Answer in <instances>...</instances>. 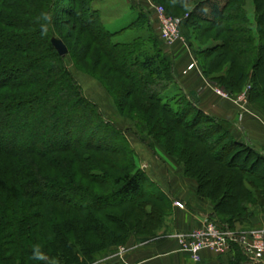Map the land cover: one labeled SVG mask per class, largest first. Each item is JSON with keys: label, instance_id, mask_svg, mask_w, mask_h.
I'll return each mask as SVG.
<instances>
[{"label": "trees", "instance_id": "1", "mask_svg": "<svg viewBox=\"0 0 264 264\" xmlns=\"http://www.w3.org/2000/svg\"><path fill=\"white\" fill-rule=\"evenodd\" d=\"M1 1L3 0H0V3H2ZM9 1H12L9 7H13L11 10L14 11L21 10V8L25 6L21 4L18 5L19 3L15 4V0ZM77 1L78 0L67 1V5L71 4V10L68 9V7L65 8V6L62 7V5H58L59 7L57 8L60 14L72 15L74 17L75 26H81L83 30L82 33L85 31L89 36L91 41L89 44L93 43L97 45L116 72H122L127 78H129L127 71H134L136 67L138 71L146 72L148 79L144 78L145 75L141 77L142 82L140 80L134 82L129 81V83L125 84L126 92L139 96L137 104L148 119L151 129H153L152 137L155 140H158L159 136L157 133L161 130L167 135V142H169L172 148L177 151L180 149L184 153L187 152V160H189L187 164H185L181 156L178 157L177 154L174 156L177 157L179 162H183L184 172L197 180L198 196L210 200L213 204V211H217V214L219 207H221V212L226 214V218H222L224 222L222 221L223 223H219L218 225L222 228L229 229L233 227L231 223L249 224L252 219L260 215V212H257L260 207H263L262 212H264V175L258 174L259 182H262V184H260L251 178L245 177V175L254 176L252 173L250 174L244 169H232L230 166H227V162L225 163L224 161V158L227 155H231L233 150L237 148L241 151L233 153L237 154L235 158L240 157V155L245 156V162L253 156L256 164H264V155L251 148L243 140H236L232 137L226 144H223L221 143V135L220 138L219 136H214L219 132H221L222 136H226L225 132H227V130L224 128V123L230 125L231 123L227 120H219L211 115L204 114L202 110L198 108V100L193 96V93H187L182 88L177 79L178 76L171 55L167 53L165 55L164 53L161 58L159 46L162 45V41L155 29V24L151 22V15H149L147 11L146 13L141 12L138 19H143L144 21L138 23L131 22L127 25L126 29H124L132 30L136 28V31H141L142 28L147 27L150 33V37L147 35V41L157 47L158 53H154V51L151 52V50L145 46L146 41L143 39L146 40V38L143 32H136V36L133 38V45L128 42L123 43L121 41H114L113 37L115 33L105 29L99 13L96 10H92L91 6L88 4L89 0H83L81 4L83 8L81 10L77 9ZM57 3V0H40L36 2L32 9V12L35 11V14L23 17L20 14L14 13L9 18L8 23L1 19L3 15L0 13V108L3 110V112L0 110V131L3 133L12 130V128L16 129L15 126L11 124L14 117L17 115H19L18 120L23 126L21 129L25 131L26 124L24 123L27 119L25 115H27L32 108H38V115L42 118V120H40L42 121V127L49 124L53 129L58 128L59 130L58 133L49 137V142L45 149L37 147V145H39L37 140L41 134L35 132L29 133V135L31 134L33 136L32 139L28 138L30 140H23L25 144L18 147L14 145L13 136L10 137L8 135L6 140L2 141L3 145L0 148V157L4 158V160H0V175L2 174L0 193L3 194V196L7 195L6 198L8 199L4 207L9 208L16 198V192H19L18 188L17 190L13 188L14 176L21 174L20 176L23 177L20 180L21 182H24L25 179L29 180L30 178H28V175L30 172L23 170V168L27 169L26 164L28 160L32 158L33 161L36 160V163L34 162V172L38 177L49 178V174L44 171L45 168L48 167L49 169L55 170V174L58 172L63 178L65 175L66 178L63 180L65 182L73 183L74 177L70 175V173L73 175L79 174L99 184L112 182L113 187L111 191H109V194H102V192L101 194L98 193L100 195L94 194V196H88L90 201L89 205L91 206L89 208H91L92 211L104 212L105 208L117 207L124 204L126 201L133 202L143 196L141 188L143 174L141 169L137 167L131 172H126V168L129 166L127 160H125L123 173L117 176L115 175L116 177L110 171L101 170L100 168L104 167V162L109 164L105 165L110 168L115 167L106 160V155H113L118 151L113 150L116 149L115 147L109 149L105 146L100 147L99 145H93L90 139L94 137V132L90 129L84 133L83 136L85 140L82 144H76L74 142L70 146L64 143L61 144L62 146H59V148L58 146L52 145V141L57 139L58 136L56 135L60 134L62 128H67L65 131H69L73 125L77 126L79 124L78 121L81 119L87 123L86 125L90 123L88 125L89 127L92 122H94L93 119L89 120L90 115H94V117L97 118L93 110H88L90 115L85 111L87 104L80 99L68 101L67 108L63 112L61 111L62 113H58L59 105L63 103V100L67 102L65 96L67 98L73 96L75 81L67 71L59 66L61 57L51 43V38L55 36V26L58 25V22H61V18L55 17L53 14V12L56 13V11H58L56 8ZM176 3L179 6H187L190 9L188 16L181 19L180 25V33L187 41H190L188 31L190 21L194 24V27L195 25L201 26L203 31H210L213 27L222 26L226 28V31L229 33L225 43L221 42L218 45L210 47L205 53H212L218 49L221 51L223 48H229L237 54L248 50L240 49L242 50L240 51L238 50V46L235 47V44H237L236 37L233 36V33L237 31L235 30V22L242 19V17L237 15V13H235L236 11L233 12V7L230 8L232 0H176ZM30 4L33 6L32 3ZM78 13L82 16L83 20L77 19ZM44 16L47 17V20L43 19ZM261 16L263 17V15ZM124 29L121 30V32L124 31ZM89 44H86L87 47ZM135 52H137L136 54L140 53V57H138V55L133 57L136 58L134 61L136 67H131L130 64H133V62L128 64L125 60L127 59L129 61V57L134 55ZM141 57L142 59L139 60ZM259 57L258 55L257 59H261V57ZM160 58L164 61V65L161 64L162 61H160ZM121 64L126 67L127 71H123L124 67L121 66ZM24 71L25 74L21 75ZM135 73L137 72L135 71ZM203 74L208 77L207 72ZM259 78L260 75L254 72L252 90H257L260 87L256 85V81L259 80ZM168 85H172V88L182 96L183 101L186 102L187 108L190 109L180 113L176 112L169 104L163 103L165 95L160 92ZM219 85L222 86L220 83ZM227 90L232 92L230 89ZM52 94H55V97L52 98L47 105L41 106V97H48ZM174 98L171 100H174ZM63 105L65 108L66 104L63 103ZM21 109H23L22 112L25 114L23 116L20 114L22 112H19ZM191 109L196 112L194 118L195 123L192 126L197 125L200 116H203L205 121L212 123L211 127L214 125L212 128L215 129H210V126L208 127L209 129H203V131L207 132L205 138H196L195 133L190 132L195 129H187L190 124L182 122V119L189 114ZM50 116H54V120H51V118L49 119ZM156 117H158V119H155ZM163 126V129H159ZM154 127H157V133L154 132ZM180 127H184V130H187V142H185L186 140L182 136L181 138H173L175 136L173 135V128L176 129ZM110 129H112V127L106 124L101 131L106 134H112L114 143H118L120 139H118L117 136L119 135ZM199 130L201 129H197V132H199ZM170 131L173 137L170 136ZM208 138L211 139L208 140ZM188 139L197 141L198 144L202 146V149L198 145L188 142ZM11 140H13V143ZM2 142H0V144H2ZM162 146L169 154H174L169 146L166 144H162ZM88 152H96L95 154L100 152L105 154V157L104 159L100 157L101 159L98 160L97 165L93 163L88 164ZM64 153L66 156L68 153L72 155V160H75L73 161V163L75 162L74 166L71 165L70 161L64 164L67 158L61 155ZM220 177L221 181L219 180ZM44 186H49L54 189L53 194H42V189L45 188ZM23 188L24 187H21L20 190ZM74 188L75 186L72 184L66 186L62 184L49 185L46 183V185H44L40 184L36 179L32 180L30 183V196H32L34 200L31 204L32 210L29 211L28 214L26 213L29 223L23 225L24 223L15 220L10 212L0 217L2 218L0 219V264L2 260L10 263L13 256L18 254L19 250L22 249L21 246L26 243L25 240L21 238L22 230L25 231V233H31L30 236H27L29 245L27 243L25 245V249L28 252H25L27 254L26 256L31 257L34 262L39 264H49L52 261L55 264H86L88 262H95L101 258H108L116 252L120 244H133L132 240L130 241L132 236L131 225L126 223L118 214H115L113 217L118 221V225L121 228L116 232L105 225V223H101L98 216H96L94 212L91 213L88 208H84L83 218L77 217L76 213H78L77 211L79 210L77 209L79 208L73 207L74 212L72 213L68 208L70 205H67V201L57 198L58 193H81V191H76L77 189ZM103 197L106 198L104 199ZM98 199L102 200L105 204H98ZM48 200L53 203L56 202V204L59 201L58 204L62 205L63 210L59 212L60 210L58 209V213L56 214L54 213L57 212L56 210L54 211L52 209V211H49L51 213L50 216L52 215L51 222H48L51 225L52 236L50 238H48L45 233H42L43 235L38 233L40 228L37 222L42 219H46V221L49 219L48 217L43 218L42 209L44 202ZM125 213L126 212H124V214ZM261 214L264 218V213ZM105 216L107 219L110 218L108 213ZM89 222L92 224V227H88L87 224ZM77 225L82 229H79ZM77 229L80 230V233H78L80 235L83 234V231L84 233H87V231L91 232L92 230L95 232L100 231L103 234V239L99 245L95 242L91 243V241L85 237L84 239H79L76 234ZM33 237H35V239H33ZM40 237H42L41 240ZM138 239L143 242L147 240L148 237H138ZM79 240L82 243H80ZM231 248L233 249V253H228V259L230 260L228 264L235 263L238 252L243 254L242 250L236 244L232 245ZM37 250L46 257L45 260H38L36 258L35 252ZM199 262L203 264L202 258ZM20 264H26V262L21 259ZM219 264L222 263L219 262Z\"/></svg>", "mask_w": 264, "mask_h": 264}, {"label": "rangeland", "instance_id": "2", "mask_svg": "<svg viewBox=\"0 0 264 264\" xmlns=\"http://www.w3.org/2000/svg\"><path fill=\"white\" fill-rule=\"evenodd\" d=\"M38 1L40 0H15V4L19 3L18 5L21 4L25 6L21 8V10L14 11L11 10L13 7H9L12 1L3 0L1 1L2 3H0V13L3 15L1 19L4 20V22L8 23L9 18L14 13L20 14L23 17L27 15L31 16L35 14V11L32 12V9ZM57 1L58 3L56 5V8L62 5V7L65 6V8L68 7V9H72L71 4L67 5L68 0ZM149 1L163 6L166 12L171 17L180 20V25L181 19L187 17L188 12H190L189 7L177 5L176 0H89L88 4L91 6L92 10H96L99 13L100 19L105 29L115 33L113 37L114 41H121L123 43L128 42L133 45V38L136 36V32H143L146 38V40L143 39L144 41H146L145 46L148 47L151 52L154 51V53H158L157 47L147 41V35L148 37H150V33L147 30V27L142 28L141 31H136V28L132 30H125L127 25L131 22L138 23L144 21L143 19H138L141 12L146 13L147 11L149 15L154 18L152 8H148V6H146ZM30 3H32L33 6H31ZM77 3V9L81 10L83 8L81 6L83 0H78ZM231 7H233V12L236 11L235 13L242 17V19L235 22V30H237L236 33H233V36H235L237 40V44H235V47L238 46V50L248 49L246 52H239L237 54L229 48H223L221 49V51L220 49H218L213 51L212 53H205V51H207L210 47L218 45L221 42L225 43L228 37L227 35H229V33L226 31V28L222 26L213 27L210 29V31H203V28L199 25H195L194 27V24L191 21L188 27L190 41H187V39L176 41L175 45L177 43L176 47H178V49L174 48V44L171 47H167L162 43V45L159 44V50L161 52V58L162 54L164 53L165 55L166 53L171 55L174 66L176 65V62L174 57L172 56V53L177 52V54H179V59H187V51H190L193 55L194 60H192L188 64V66L191 63H194V67H192L191 69H196L198 66L202 74L207 72L208 77L204 74L203 75L205 79L209 83H211L212 87H219L231 97L230 101L235 105L237 110L236 120L238 121L239 126H236L237 124L235 122L236 125L234 129V126L232 125L234 122L229 121L231 125L224 123V128L227 130V132H225L226 136H222L221 132L215 134L214 136H219L220 138L221 135V143L223 144H226V142L232 137L236 140H243L251 148L264 155L263 148H258L248 139H238L237 137H235V133L237 131L239 132L238 129H244V127L242 126L246 125L245 119H248L247 121H251V119H254L264 127V1L232 0V3L230 4V8ZM53 14L55 15V17L61 18V22H58V25L55 26L54 34L56 38H59L63 41L67 48L66 54L64 56H60L58 54L61 57L59 66L67 71L75 81L73 96H69V98L65 96L67 102L66 100H63V103L66 104V107L64 108L63 103H61L58 108V113H62L67 108L69 103L68 101L80 99L87 104L85 111L89 114L88 110H93V112L96 113L97 118L94 117V115L89 114V120H94V122H92L89 127L88 125L90 123L86 125L87 123H85L84 120L78 119L79 124L77 126L73 125V127H71L69 131H65L67 128H62L60 134L56 135L58 136L57 139L52 141V145L58 146L59 148V146H62L61 144L64 143L69 144L70 146L74 142L76 144H82L85 140L83 136L84 133L87 132L88 129H90L94 132V137L90 139L93 145H99L100 147L105 146L109 149H113L115 147L116 149L113 150L118 151L115 152L116 154L106 155V160L110 162V164L112 163L115 167L110 168L109 166H106L105 164L107 163L104 162V167H101L99 165L101 167L100 169H104L108 172L110 171L112 174H114V176H117L123 173L125 168V160H127L129 166H127L126 172H131L136 167L141 169V172L143 174V180L141 183L143 196L133 202L126 201L120 206L113 208L110 207L108 209L105 208L104 212L94 210L92 211L91 208H89L91 206L89 205L90 201L88 199V196H94V194L97 195L98 193L101 194L102 192V194H109V191H111V188L113 187L112 182L99 184L96 182H92L88 178H85L84 176H81L79 174L73 175L71 173L70 175L74 177L73 183L65 182L63 181L66 178L65 175L63 178L58 174V172L55 174V170L49 169L48 167H46L44 171L49 174V178L38 177L34 172V165L36 163V160L33 161V159L31 158L26 164L27 169L23 168V170L30 172L28 175V178L30 179H25L24 182H21L20 180L23 178L20 176L21 174H17L14 176L13 188L14 190H17L18 188L19 192H16V198L14 199L12 205L9 206V208L4 207V204H6V200L8 199L6 198L7 195L3 196V194L0 193V217L10 212L12 213L13 218L24 223L23 225H27L29 223L26 213L28 214V212L32 210L31 204L34 200V198L30 196V183L32 182V180L36 179L40 184L44 185H46V183H48L49 185L62 184L66 186L72 184L77 189L76 191H81V193H58L57 198L66 200L68 203L67 205H70V207L68 208L72 211V213L74 212L73 207L79 208L77 209L79 210L77 211L78 213H76L77 217L83 218V212L85 211L84 208H88L91 213L94 212L95 215L98 216V219L101 223H105V225L116 232L121 228L118 225V221L113 218L115 214H118L120 217H122L123 220L126 221V223L131 225L132 228V236L130 241L132 240L133 244H120L118 245L116 252L108 258H101L95 262H88L86 264H124L125 262L136 264L131 261L130 257L134 255L138 251V249L145 247L147 244L161 241L166 238L175 239L178 242V239L176 237L171 236L173 234L181 233L187 230H181L177 232L173 231V224L175 221V208L185 210L186 206L182 201L181 203L183 207H178L175 204L176 200L173 201V194L171 192L172 190L173 192L175 191V193L179 191L190 192V194H192V197L194 195L195 197L204 201V204H207V208H209L207 210V212H209L208 215L203 218L204 221L199 222L197 226L192 228L200 227L203 222H212L217 226H219V223H223L224 221L222 220V218L225 219L226 214L221 212V207H219V211L217 214V211H213V204L210 202V200L198 196L197 180L193 177H190L186 174V172H184L182 164L183 162H179L177 157L174 156L176 154L178 157L181 156L182 160L185 162V164H187V161H189L187 160V152L184 153L180 149L179 151H177L172 148L169 145V142H167V135L161 130L158 133L156 132V130L158 131L157 127H154V132H156L159 137L158 140H155L152 137L153 129H151L148 119L137 104V99L139 96L126 92L125 84L129 83V81H141V77L145 75L146 76L144 78L148 79L146 72L138 71L136 65H134V61L136 58L133 57H136L137 55L138 57H140V53L136 54L137 52H135L134 55H131V57H129V61L127 59L125 60L128 64L133 62V64H130V66L136 67L134 71H127L126 67L121 64V66L124 67H122L123 71H127L129 77L127 78L122 72H116V70L109 63L107 57H105L101 50H99L97 45L93 43L89 44L91 41L88 34L85 33V31L82 33L83 30L81 29V26H75L74 17L72 15L60 14L59 10L56 11V13L53 12ZM261 15H263V17ZM152 18L151 22L154 23ZM77 19L83 20L82 16L79 13L77 15ZM123 29L124 31L121 32V30ZM180 35L182 36L181 33ZM86 44H89L88 47ZM258 55L261 57V59H257ZM161 58L160 61L163 62H161V64L164 65V61ZM140 59H142V57L139 58V60ZM135 71L137 73H135ZM254 72H257L260 75L259 80L256 81V85L260 86L257 90H252ZM24 74L25 71L22 72L21 75ZM219 83L224 88L220 86ZM227 89L232 90V92ZM160 93H164L165 95L163 103L165 102L169 104L176 112H186L187 109H190L187 108L186 102H184L182 96L172 88V85H168ZM241 93L244 96L241 99H238V95H240ZM54 97L55 94H52L48 97H41V106L47 105L48 102ZM172 98H174V100H171ZM198 108H200L199 105ZM0 110L1 112H3L1 108ZM22 110L23 109L19 110V112H22ZM37 110L38 108H32V110L29 111L27 115H25L24 112L20 113L22 116H27L26 122L24 123L26 124L25 131L21 129V127L23 126L18 120L19 115L15 116L11 125L15 126L16 129L12 128V130L3 133L0 131V142L6 140V137L8 135L10 137L13 136L14 145H17L18 147L25 144L23 143V140L32 139L33 136L31 134L29 135V133L35 132L37 134H41L39 139L37 140L39 144L37 145V147H40L42 149L47 148L49 137L58 133L59 130L58 128L53 129L49 124H47L45 127H42V121H40L42 120V118L39 117ZM202 112L206 114L203 110ZM195 115L196 112L191 109L189 114L182 119V122L190 124L187 129H195L190 132L195 133L196 138H205L207 136V132L203 131V129H209V126L210 129H215L212 128L214 127V125L211 127L212 123L205 121L203 116H200L199 121H197V125L192 126L195 123ZM213 117L219 120H226L217 116ZM50 118L51 120H54V116H50L49 119ZM155 119H158V117H156ZM106 124L109 127H112V129H110L111 131L116 132L119 135L117 136L118 139H120L118 143H114V137L112 136V134H106L101 131V129H104V125ZM163 128L164 126L162 128L160 127L159 129ZM173 129V135L175 136L173 137L172 132L170 131L171 137L176 139L178 137L181 138L182 136L186 140L185 142H187V130H184V127ZM197 129L201 130L197 132ZM209 139L211 138H208V140ZM13 140H11L12 143ZM188 142L196 144L202 149V146L199 145L197 141L188 139ZM162 144H166L167 146H169L174 154H169L162 146ZM2 145L3 142L2 144H0V148L2 147ZM239 151L241 150L237 148L233 150V153ZM95 153L96 152H88V164L93 163L97 165L98 160H100L101 158L104 159L105 154H102L100 152H98V154ZM232 154L227 155L224 158L225 163L227 162L226 165L230 166V168L232 169H244L250 174L252 173L254 176L245 175V177L251 178L256 182L262 184V182H259L258 174L264 175V164H256L253 156L250 157L247 162H245V156L240 155V157L235 158V155L237 154H233V156ZM61 155L67 157L64 164H67L70 161L71 165H75V162L73 163V161L75 160H72L71 154L68 153L66 156V154L64 153ZM0 160L3 161L4 158L0 157ZM105 166L108 168H106ZM221 177L219 179L220 181ZM1 179L2 174L0 175V182ZM21 187L24 188L20 190ZM44 187L45 188L42 189V194H53L54 189L50 188L49 186ZM82 192L85 194H83ZM103 198L105 199L106 197ZM187 202L188 204L190 203L189 201ZM58 203L56 204V202L53 203L49 200L44 202V205L42 207L43 218L48 217L49 219H47V221L46 219L37 221L40 228V231L38 233H40L41 235H43L42 233H45L48 238L52 236L51 225L48 223L51 222L52 215L50 216L51 213L49 211H52V209L54 211L56 210L57 212H54L55 214L58 213V209L60 210L59 212L63 211L62 205ZM98 204L103 205L105 203H103L102 200L98 199ZM260 209L259 211L257 210V212H260V215L256 216L255 218H263L261 214L264 213L262 212L263 207H260ZM124 212L126 213L124 214ZM107 213L110 215L109 219H107V217L105 216ZM252 220L249 224L231 223L233 227L229 228V230L240 232L244 230L248 231L253 228H264L261 226H256L258 224H253ZM87 225L88 227H92V224L90 222ZM77 226L79 227V225ZM79 229L82 228L79 227ZM78 233H80V230L77 229L76 234L78 235L77 237H79V239H84L85 237L89 239L91 243L95 242L98 245L103 239V234L100 231L95 232L94 230H92L91 232L87 231V233H84L83 231V234L81 235ZM30 235V232L25 233V231L23 230L21 232V238L25 240L27 244V236ZM138 237H148V239L142 242L138 239ZM41 238L42 237H40V240ZM33 239H35V237H33ZM79 242L82 243L80 240ZM26 243L21 246L22 249L19 250L18 254L13 256V258L10 260V263L2 260L1 264H20L21 259L24 260L26 264H39L37 262H34L31 257L26 256V253H28L25 249ZM232 244H236L242 250V247L238 245V243H231L230 245ZM122 246H126L128 250L121 256L118 248ZM180 248L181 247L179 246V250ZM182 253L187 255L184 252ZM243 255L246 256L244 252ZM120 256L122 258H120ZM49 264L55 263L52 261ZM194 264H200V262H196ZM234 264H236V261Z\"/></svg>", "mask_w": 264, "mask_h": 264}, {"label": "crops", "instance_id": "3", "mask_svg": "<svg viewBox=\"0 0 264 264\" xmlns=\"http://www.w3.org/2000/svg\"><path fill=\"white\" fill-rule=\"evenodd\" d=\"M176 46L177 43L176 45L174 44V48L178 49ZM172 54L176 62L177 79L180 85L187 93H193V96L198 100L199 107L208 115L217 116L227 121L234 122L232 124L234 129L236 124V126H239L236 120L237 110L235 105L229 99H225L214 92L211 83L205 79L198 66L196 69H187L188 64L194 60L192 53L187 51V59H179V54H177V52ZM245 120V126L247 127L241 125L244 129H238L239 132L237 131L235 133V137L238 139H248L258 148L264 149V127L254 119H251V121H247L248 119ZM171 192L173 194V201H182L186 206L185 210L175 208L174 232L189 230L197 226L199 222L204 221L203 218L209 213L207 212L209 208H207V204H204V201L194 195L192 197L190 192L179 191L175 193L173 190ZM187 201L190 203L188 204ZM252 222L253 224H258L256 226L264 227V218L257 217L252 220ZM232 245H230L229 249L224 253H214L208 250L203 251L201 253L202 263L219 264L220 262L222 264H228L230 261L228 259V253H233V249L231 248ZM130 258L131 261L136 264H194L189 256L183 254L179 250L178 242L175 239L167 238L147 244L145 247L138 249ZM236 264H264V260L258 263L253 262L241 252H238L236 255Z\"/></svg>", "mask_w": 264, "mask_h": 264}, {"label": "built area", "instance_id": "4", "mask_svg": "<svg viewBox=\"0 0 264 264\" xmlns=\"http://www.w3.org/2000/svg\"><path fill=\"white\" fill-rule=\"evenodd\" d=\"M146 6L152 8L154 18L152 16L151 18L164 45L171 47L176 41L184 40L179 32V19L171 17L161 5L149 1ZM192 67H194V63H191L187 69H191ZM213 90L217 95L229 100L231 99L229 94L219 87L215 86ZM243 96L241 93L238 95V99H241ZM175 204L178 207H183L180 201H175ZM171 237L178 239L179 246L181 247L180 251L186 253L193 263L200 261L203 251L224 253L229 249L231 243H238L251 261L258 263L264 260V228L234 232L217 226L212 222H203L200 227L173 234ZM118 250L122 256L128 249L126 246H122ZM121 256L120 258H122ZM124 264L131 263L125 262Z\"/></svg>", "mask_w": 264, "mask_h": 264}, {"label": "water", "instance_id": "5", "mask_svg": "<svg viewBox=\"0 0 264 264\" xmlns=\"http://www.w3.org/2000/svg\"><path fill=\"white\" fill-rule=\"evenodd\" d=\"M51 43L60 56H64L66 54L67 48L61 39L52 37Z\"/></svg>", "mask_w": 264, "mask_h": 264}, {"label": "clouds", "instance_id": "6", "mask_svg": "<svg viewBox=\"0 0 264 264\" xmlns=\"http://www.w3.org/2000/svg\"><path fill=\"white\" fill-rule=\"evenodd\" d=\"M43 19L47 20V17L44 16ZM35 256L38 260H45L46 259V257L43 254H41L38 250L35 252Z\"/></svg>", "mask_w": 264, "mask_h": 264}]
</instances>
